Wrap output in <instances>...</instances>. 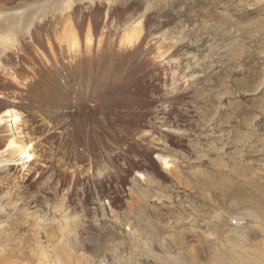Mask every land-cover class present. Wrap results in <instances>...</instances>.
<instances>
[{
  "label": "rangeland",
  "instance_id": "374dc122",
  "mask_svg": "<svg viewBox=\"0 0 264 264\" xmlns=\"http://www.w3.org/2000/svg\"><path fill=\"white\" fill-rule=\"evenodd\" d=\"M1 4L10 49L30 42V20L67 22L72 35L86 21L94 42L113 41L55 90L32 89L38 55L0 71V115L18 112L0 126V264H216L227 250L264 260V224L229 221L249 211L231 197L236 169L264 166V0ZM10 142L34 156L20 160Z\"/></svg>",
  "mask_w": 264,
  "mask_h": 264
},
{
  "label": "bare ground",
  "instance_id": "6f19581e",
  "mask_svg": "<svg viewBox=\"0 0 264 264\" xmlns=\"http://www.w3.org/2000/svg\"><path fill=\"white\" fill-rule=\"evenodd\" d=\"M14 1L15 0H0V3H2L1 6H5L7 3H9V2L12 3ZM5 7H4V9H8ZM1 11L2 10L0 9V14H4V12H1ZM8 11H11V9ZM19 16H20V20H22V22H23V16L24 15L22 16V18H21L20 14H19ZM19 16L17 15L15 17L11 18L10 21H9L10 18L9 19L3 18V19L7 20V22L9 23V22L19 18ZM9 17H11V16H9ZM56 18L58 19L57 16H56ZM63 20L68 21L66 19H63ZM34 21L35 20H33V21L30 20V21H26L25 23L22 24L23 28H27V29L29 28V30L26 33V36H28V39H24L25 35L23 38L26 42L30 41L26 44V46H22V43L21 44L18 43V45H12V49H10L9 46H7V45L8 44L11 45L14 42L16 43V41L13 40V38H12L13 35H10V34L7 35L6 37L3 36L4 38L0 42L1 46H5L4 52H3V54H4L3 59H1V57H0V59H1L0 71H3L4 73L6 70H8L9 72L13 71V69L16 71H17V69L21 70L20 66H22L23 64H25L27 62H29V64L31 63L32 65L35 66V65H37V60L35 59V55H38V57L40 56V59H38V60L40 61V67H39L40 71H42L41 72V75H42L41 81L39 80V82H37V81H34L33 83L31 82L32 83L31 86H34L32 89L42 87L45 90L46 89L55 90L56 88L54 87V82L56 81V79L58 78V76L60 74L63 77H71V75L73 74L72 72L75 70L74 69L75 67L72 65L73 62H76V61L77 62H79V61L83 62V61H86L88 58L93 57V55L95 56L96 53H102L104 51L106 52L110 48V46L105 48V43L108 42L110 44L111 41H113L112 37H110L111 35L109 33H107V34L104 33L105 35L102 33L103 38L98 39L97 42H94L95 38H93L92 31H91L93 28V25L90 23L87 24L86 21H84V22L79 21V22H76L74 25H72L73 32L75 33V35H72L71 34L72 31H70L69 28L65 27V24L67 22H62V21H58L56 19H52L51 22H48L46 24L38 23L36 28L32 30L31 29L32 25L30 23H33ZM14 24H11V26ZM108 25H109V23L107 24V26ZM59 26L61 27V30H62L60 32H63V34L58 32V30H60ZM138 26L139 25L136 26L137 27L136 30H133L132 35L134 36V38L139 36V34L141 33V26H139V27ZM4 28L5 27H3L2 24H0V30H2ZM80 28H82V29H80ZM81 30H82V32H81ZM32 33H36V34L32 37ZM135 41L136 42L138 41L137 38L135 39ZM135 41L132 40L131 43H133ZM17 42H19V41H17ZM80 43L83 44L82 47H81ZM94 43H95V45H97V47L95 49H93ZM37 46H38V48H37ZM67 46L68 47L71 46V48H70L71 52H75L77 54V57L72 58V59L66 58L69 54V51L67 50L68 49ZM39 47L42 49H39ZM7 48L10 49V51H9L10 53H6ZM98 49H99V52H98ZM33 52L35 53L33 58L28 59V57L25 56L27 54L31 55V54H33ZM11 53H15V55L16 54L21 55L22 53H24V55H22V56L17 55L15 60H14V63H13V59L11 58V56H12ZM110 55L111 54L103 55L99 58L98 57H95V58H97L98 59L97 61L100 62L101 60H105L106 57L109 58ZM45 56L48 57L47 61H45L44 59H41V58H45ZM96 56H99V54H97ZM18 60L21 62L20 66L17 65ZM5 61H6V63H5ZM60 64H62V66ZM7 66H10V69H6ZM41 68L43 70H41ZM79 70L80 69H78V73L76 75L83 76L84 73L81 70L80 71ZM37 85H39V86L36 87ZM45 94H46V91H45ZM56 98H58V97H56ZM17 117H18V112L15 111V109H8L7 111L3 112L0 115V126L6 124L7 122L17 124V120H18ZM8 148L11 149V151L16 152L19 156H21L20 160H22V161L27 159L26 162H29L31 160V158L34 156V154L32 152L33 149L31 146H29V144L16 146L14 144V142H10ZM154 150H156V153L164 154V152L161 151L158 147H156ZM262 159H264V156ZM258 161H259V159H258ZM3 162L4 161H0V165H1L0 168L2 167V164H4ZM6 162H8V163L13 162V160L5 161V163ZM167 162H168L167 159H165L164 160L165 165L167 164ZM166 167L168 168L169 166L166 165ZM252 170H253L252 168L247 169L246 167L236 169V175L234 178V189L232 191L231 197L233 199H235L236 208L238 211L241 208V205L248 207V210H249V211H247L248 214L244 213L243 216H238V217H236V215H235V217H231V219H229L230 222L233 219H237L239 227H241L243 225L245 220H247L246 222H248L251 225H254L253 222L257 223L259 225L264 224V166H263V169L260 173L259 172L256 173L255 171H253V173H251ZM240 176H242L245 179L244 182L240 181L241 179L239 180ZM238 205L240 206L239 209H238ZM243 210L245 211V209H243ZM234 213H235V210H233L231 212V214H234ZM239 213H241V212H239ZM227 215H229V214H227ZM222 225H224L223 222L219 221L218 227H220ZM249 231H251V230H249ZM261 231H263V230H261ZM156 237H157V240L159 241L160 235H157ZM2 255H4V254H2ZM246 257H248V256H246ZM246 257L240 251H237V250H229L228 251L227 250V252H224L223 254H221L220 260H216V264H264V260H249V258H246ZM250 259H253V258H250ZM47 264H49V263H47ZM164 264H199V260H177V259L176 260H166V262Z\"/></svg>",
  "mask_w": 264,
  "mask_h": 264
}]
</instances>
